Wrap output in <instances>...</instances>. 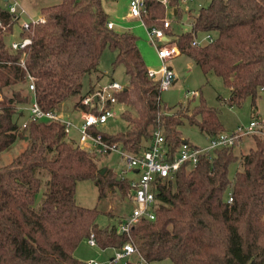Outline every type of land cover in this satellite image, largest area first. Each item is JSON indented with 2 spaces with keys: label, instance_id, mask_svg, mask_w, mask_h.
Listing matches in <instances>:
<instances>
[{
  "label": "trees",
  "instance_id": "trees-1",
  "mask_svg": "<svg viewBox=\"0 0 264 264\" xmlns=\"http://www.w3.org/2000/svg\"><path fill=\"white\" fill-rule=\"evenodd\" d=\"M103 1L60 0L41 8L42 23L20 32L19 37L28 38L30 44L16 52L8 51L5 42L14 25L12 16L0 8V153L15 141L25 144L0 167V264H85L73 252L89 235L99 250L118 249L123 243L114 225L96 224L98 210L75 204L74 189L77 182L91 181L97 201L115 192L125 201L127 181L107 168L99 169L93 158L65 141L60 124L28 121L19 128L22 108L30 101L26 74L33 79L38 107L60 112L67 98L79 94L82 78L96 71L108 49L115 52L111 69L121 66L126 77L116 103L133 113L120 114L127 129L114 135L102 133L106 141L137 155L155 131L171 148L177 147L183 122L206 138L223 133L217 111L199 94L189 111L166 112L168 108L160 105L158 81L147 77L136 37L106 28ZM166 2L177 17L178 0ZM143 3L142 24L160 26L164 9L159 0ZM165 34L179 55L189 58L203 75L221 80L229 91L225 101L229 107L246 99L254 105L259 90L264 91V0H209L187 31ZM204 34L212 35L210 44L190 46L193 36ZM20 60L25 70L18 67ZM91 92L92 88L87 95ZM82 98L73 109L94 112L80 106ZM253 145L239 157L233 154L234 146L215 150L209 161L201 160L188 171L180 169L159 184L153 220H140L130 229L131 242L147 264L164 260L264 264V140L253 138ZM236 162L238 169L228 179L227 168Z\"/></svg>",
  "mask_w": 264,
  "mask_h": 264
},
{
  "label": "rangeland",
  "instance_id": "rangeland-1",
  "mask_svg": "<svg viewBox=\"0 0 264 264\" xmlns=\"http://www.w3.org/2000/svg\"><path fill=\"white\" fill-rule=\"evenodd\" d=\"M53 0H45L41 4L34 3V0H26L29 7L38 10L39 7L56 3ZM11 2V1H10ZM0 0V8L5 9L8 5ZM58 2V0H57ZM60 2V1H59ZM58 2V3H59ZM209 0H188L185 3L178 4V15L173 16L171 9L167 8L164 12L163 19L170 22V32L172 34H180L188 29V24L191 19L197 14L199 8L205 7ZM103 11L106 13L109 20L115 24L114 30L121 32L127 31L136 37L137 49L145 63L147 69L156 71L160 66L157 60L154 47L148 42L144 25L138 19H127L128 0H105L101 4ZM33 17L27 18L24 14L20 17V21L34 20L38 16L32 14ZM159 27V26H157ZM16 31V26L14 28ZM197 39L201 35L196 36ZM16 36L5 38V42L16 41ZM171 40V37H170ZM115 52L105 49L99 59L96 71L85 75L81 80V88L77 96L69 97L61 105L60 112L64 116L70 117L73 123L78 122L79 114L73 109L74 103L80 96H87L88 91L97 86L104 85L110 81L115 82L121 87L126 86V77L123 74L121 66L111 69V63L114 59ZM165 67L171 69L174 74V82L166 91L159 95L160 105L168 108L167 113H173L176 110L183 111L185 108L189 111L194 105L197 104L198 98L190 97L185 102V94L187 92H196L200 95L205 104L217 111V119L222 127L223 133L235 132L237 129L245 130L248 123L254 119L264 118V92H258L254 105H251L250 100L246 99L238 107H229L225 102L228 98L229 91L223 87L219 78L212 74L203 75L200 70L192 63V61L185 55H179L166 61L163 64ZM189 65V66H188ZM99 76V80L95 76ZM125 110L133 113L132 109L123 105L115 104L112 107L113 116L108 118L107 121L98 127L101 133L107 135H114L123 132L127 129L128 124L120 117V114ZM70 115V116H69ZM26 118V112L23 111V118L18 119V124ZM178 132L181 141H186L189 145L197 148H202L207 145L206 136L199 133L195 126H189L183 122L178 127ZM78 134L70 129L67 142L77 146ZM25 144L21 141H15L7 150L0 153V167L7 165L18 153H20ZM253 138L243 137L235 145L233 154L239 157L245 154L249 149H253ZM99 169L107 168L119 178H136L134 174L125 171V165L122 159L116 154L111 153L102 157H95L93 159ZM238 169V162L230 164L227 168V177L231 179L233 173ZM46 176V174H44ZM41 195L38 194L40 199ZM37 198V199H38ZM74 202L77 206L92 209L95 208L99 211L96 219L98 226H111L116 225L118 221L128 215L132 209L130 201H124L115 192L111 193L106 199L97 201V191L91 181L77 182L74 189ZM111 216H108L107 213ZM113 256V250H99L96 247H89L87 240L79 242L73 252V257L81 262H96L98 264H106ZM152 264H171L168 260L155 262Z\"/></svg>",
  "mask_w": 264,
  "mask_h": 264
},
{
  "label": "built area",
  "instance_id": "built-area-1",
  "mask_svg": "<svg viewBox=\"0 0 264 264\" xmlns=\"http://www.w3.org/2000/svg\"><path fill=\"white\" fill-rule=\"evenodd\" d=\"M188 0H178L185 3ZM164 12L168 7L166 0H159ZM127 16L141 20L145 11L143 0H128ZM6 11L12 16L14 25L7 37L16 36V41L6 42V47L10 52L23 50L30 44L28 38H20V32L32 28L34 25L42 23V17L34 20L20 21L23 10L18 9L14 3L7 6ZM171 9V8H170ZM173 14V9H171ZM16 26V31L14 28ZM107 29H113L112 23L106 24ZM146 36L150 45L154 47L155 55L161 66L158 70H147V77L158 81L159 93L166 91L174 81V74L171 69L163 64L179 55V51L170 37L165 34L170 30V22L162 19L159 27H145ZM3 30V28H2ZM6 37V38H7ZM212 35L204 34L199 39L193 36L190 46L200 47L210 44ZM18 67L25 70L23 62H18ZM25 86L30 96L27 106L22 108L26 112V118L21 121L19 128H24L26 122L34 123H57L63 128L65 141L68 138L70 129L78 134L77 147L84 151L91 158L102 157L114 153L123 160L125 171L130 172L136 178L125 179L128 184V192L125 201L132 203V209L128 215L121 218L114 226V233L123 239V243L118 249L113 250L112 258L106 264H119L131 262L132 264H147L137 253L130 239V229L140 220L152 221L157 202L154 198L157 187L164 179H172L178 170L188 171L194 168L201 160L209 161L215 150L235 147L243 137H251L264 140V118L251 120L245 130L237 129L231 133H221L212 138H206L207 145L202 148L189 145L186 141H181L175 148H171L161 136L159 131H155L147 143L146 148L137 155L123 151L117 145L106 141L98 127L103 125L108 118L113 116L112 107L117 104L115 95L123 90L113 81L97 86L90 94L80 100V106L94 110L87 112L77 109L79 114L78 122L63 118L58 112L42 111L35 102L34 84L31 76H25ZM259 92H264L262 89ZM196 92H187L185 102L190 97H196ZM226 203H231L229 194ZM87 244L95 247L94 238L89 235ZM85 264H98L88 261Z\"/></svg>",
  "mask_w": 264,
  "mask_h": 264
},
{
  "label": "crops",
  "instance_id": "crops-1",
  "mask_svg": "<svg viewBox=\"0 0 264 264\" xmlns=\"http://www.w3.org/2000/svg\"><path fill=\"white\" fill-rule=\"evenodd\" d=\"M4 3H6V4H9V2L11 3V5L12 4H16L17 6H18V9H21V10H23V14L21 15V17H23L24 16V14L27 16V18H30V17H33V15L32 14H37V16L39 17V10L41 9V8H43V7H47V6H52V5H55V4H57L60 0H58V2H57V0H53L52 2H56V3H50V4H48V5H44V6H41V7H39L38 8V10H34L32 7H29V5H28V3L26 2V0H2ZM29 1V0H28ZM42 2H45V0H34V3H37V4H41ZM8 6H10V5H8ZM127 14V13H126ZM30 17H29V16ZM124 18H127V19H134V18H130V17H128V16H124ZM109 20V19H108ZM28 21V20H27ZM109 22L110 23H112L113 24V29L115 28V24L111 21V20H109ZM188 29H189V24H188ZM187 29V30H188ZM186 30V31H187ZM116 32H121L120 30H115ZM183 32H185V31H183ZM183 32H181V33H183ZM179 56V55H178ZM145 64V63H144ZM189 66V65H188ZM148 70H151V69H148ZM158 70V69H157ZM174 82V81H173ZM76 113H77V111H75ZM63 118H66V119H69L70 117H68V115L67 116H64L63 114H61V112H58ZM78 114V113H77ZM70 116V115H69Z\"/></svg>",
  "mask_w": 264,
  "mask_h": 264
},
{
  "label": "water",
  "instance_id": "water-1",
  "mask_svg": "<svg viewBox=\"0 0 264 264\" xmlns=\"http://www.w3.org/2000/svg\"><path fill=\"white\" fill-rule=\"evenodd\" d=\"M103 172V170H101V173Z\"/></svg>",
  "mask_w": 264,
  "mask_h": 264
}]
</instances>
